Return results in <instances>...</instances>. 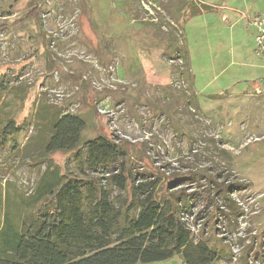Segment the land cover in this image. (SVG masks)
I'll list each match as a JSON object with an SVG mask.
<instances>
[{"label":"rangeland","instance_id":"rangeland-1","mask_svg":"<svg viewBox=\"0 0 264 264\" xmlns=\"http://www.w3.org/2000/svg\"><path fill=\"white\" fill-rule=\"evenodd\" d=\"M195 1L0 0V222L5 196L32 212L46 167L105 183L74 152L45 154L41 116L70 114L83 141L121 147L135 181L194 194L184 220L218 253L212 264H264V59L237 51L253 36L234 11L248 0ZM30 3L39 16L19 22ZM213 170L241 185L232 202L207 187Z\"/></svg>","mask_w":264,"mask_h":264},{"label":"trees","instance_id":"trees-1","mask_svg":"<svg viewBox=\"0 0 264 264\" xmlns=\"http://www.w3.org/2000/svg\"><path fill=\"white\" fill-rule=\"evenodd\" d=\"M30 6L19 22L39 16L37 5ZM41 120L48 133L42 138L46 155L74 152L87 170L102 172L106 181L96 184L46 167L27 203L30 214L21 216L5 196L0 264H149L176 256L184 264L218 260L210 246L193 240L184 220L194 194L164 193L158 178L135 181L124 169L120 146L101 136L83 141L86 124L78 116L57 113ZM13 131L9 120L3 133ZM219 176L217 170L208 172L206 185L232 202L230 194L241 185L217 183Z\"/></svg>","mask_w":264,"mask_h":264},{"label":"crops","instance_id":"crops-1","mask_svg":"<svg viewBox=\"0 0 264 264\" xmlns=\"http://www.w3.org/2000/svg\"><path fill=\"white\" fill-rule=\"evenodd\" d=\"M195 2L199 4L198 0ZM242 5H244L246 9H249V13L243 12V11H238V10L234 9V11H237L236 14L238 13L239 16L247 14L248 16H250L249 19L256 17V16H264V0H248V1L243 2ZM249 19H247V22ZM239 20H242V19L239 18L236 21H239ZM247 27L252 31V35H253L252 39H249V38L244 39L245 36L243 34V38L240 37V40L237 41L238 42L237 51H243L245 48V45L248 47V50H250V51H251V49L253 50L254 29L249 25V23L247 24ZM257 58H260V57H257ZM261 58L264 59V57H261Z\"/></svg>","mask_w":264,"mask_h":264},{"label":"built area","instance_id":"built-area-1","mask_svg":"<svg viewBox=\"0 0 264 264\" xmlns=\"http://www.w3.org/2000/svg\"><path fill=\"white\" fill-rule=\"evenodd\" d=\"M248 23L254 29V54L264 57V16L253 17Z\"/></svg>","mask_w":264,"mask_h":264}]
</instances>
